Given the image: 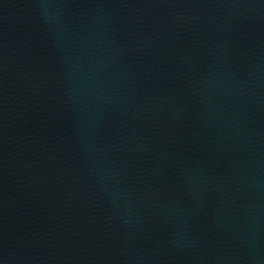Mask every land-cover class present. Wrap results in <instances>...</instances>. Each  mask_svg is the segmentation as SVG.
Returning <instances> with one entry per match:
<instances>
[{"label":"water","instance_id":"1","mask_svg":"<svg viewBox=\"0 0 264 264\" xmlns=\"http://www.w3.org/2000/svg\"><path fill=\"white\" fill-rule=\"evenodd\" d=\"M0 264H264V0H0Z\"/></svg>","mask_w":264,"mask_h":264}]
</instances>
